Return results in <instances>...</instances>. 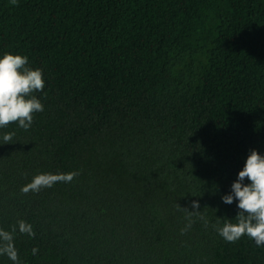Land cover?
<instances>
[{
    "label": "trees",
    "instance_id": "1",
    "mask_svg": "<svg viewBox=\"0 0 264 264\" xmlns=\"http://www.w3.org/2000/svg\"><path fill=\"white\" fill-rule=\"evenodd\" d=\"M3 52L45 80L31 127L0 128L18 264H264L216 231L264 154V0H0Z\"/></svg>",
    "mask_w": 264,
    "mask_h": 264
},
{
    "label": "clouds",
    "instance_id": "2",
    "mask_svg": "<svg viewBox=\"0 0 264 264\" xmlns=\"http://www.w3.org/2000/svg\"><path fill=\"white\" fill-rule=\"evenodd\" d=\"M45 86L43 70L31 67L25 54L0 53V128L10 122L28 129L33 122V114L44 110L41 100L34 94L42 92ZM11 134L6 133L4 140ZM247 180V182H245ZM35 189L37 184L33 183ZM27 190V189H25ZM236 202L237 213L227 218L216 231L226 241L234 242L247 236L257 247H264V154L251 149L230 185V191L221 195L225 204ZM199 212V202L191 201ZM18 230L32 235L31 226L24 221L18 222ZM37 249H33L35 253ZM0 254H6L14 264H18L17 251L13 244V233L0 229Z\"/></svg>",
    "mask_w": 264,
    "mask_h": 264
}]
</instances>
